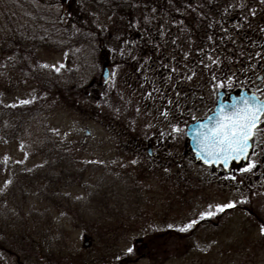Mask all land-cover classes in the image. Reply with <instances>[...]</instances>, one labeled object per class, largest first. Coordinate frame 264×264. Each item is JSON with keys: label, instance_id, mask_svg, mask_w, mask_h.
I'll return each mask as SVG.
<instances>
[{"label": "rangeland", "instance_id": "1", "mask_svg": "<svg viewBox=\"0 0 264 264\" xmlns=\"http://www.w3.org/2000/svg\"><path fill=\"white\" fill-rule=\"evenodd\" d=\"M23 1L40 9L44 2H53ZM210 2L215 3L216 10L228 5V0ZM258 3L260 0H250L247 9L261 20L264 4ZM231 8L236 9L235 4ZM55 9L59 11L57 6ZM134 11L143 20L146 12H152L141 6ZM242 11L238 10V15L247 17L249 12L243 15ZM151 15L149 23L158 24L160 18ZM139 18L133 19L139 22ZM90 20L85 23L103 28L104 21L96 13ZM56 49L38 47L22 60L11 59L10 68H0V225L8 237L6 244L11 238H24V234L29 240L39 238L45 254L40 264H119L124 256L127 262L123 264H264V236L259 231L264 225L263 191H258V199L250 203L198 218L209 204L239 200L248 197L249 190L264 186L260 182L263 178L255 179L261 168L240 172L245 164L231 169L232 175L235 171L242 175L241 181L225 179L229 174L222 175L216 167L195 161L187 150L185 127L192 116L200 118L213 107L214 90L209 89L206 99H198L204 91L197 92L194 99H185L180 93L169 95L164 84L152 94L154 86L150 92L146 87L151 76L148 81L145 70L140 72L147 61L139 54L135 62L143 79L132 87L124 81L132 62L113 61L120 48L108 34L106 41H86L70 48L69 56L82 57L84 68H75L65 51ZM111 62L114 67H110ZM45 63L84 72L87 84L72 90L46 83L37 77L39 73L51 76L56 72L40 67ZM105 66L106 79L102 77ZM147 69L153 76L154 68ZM168 71L161 77L165 78ZM20 100L31 103L20 104ZM10 111L18 120L16 124L27 123L21 127L27 128V132L21 131L25 135L22 142L7 137L13 127L7 116ZM164 111L169 113L167 117L161 115ZM172 123L184 129L178 138L171 134ZM52 138L60 145L57 159L41 149ZM147 139L161 148L159 159L148 156L147 149L153 145H146ZM134 159L136 164L131 163ZM166 168L169 171L165 172ZM25 169L36 174L32 176L35 179L47 172L55 182L48 187L37 182L32 188L26 187L21 182ZM6 180L11 183L5 185ZM246 204L253 210L247 211ZM193 219L197 223L191 229L179 231ZM138 238L145 245L137 250ZM127 247L133 252L126 253ZM146 250H150L149 256L138 257ZM28 251L13 253L26 263L27 258H35L30 247Z\"/></svg>", "mask_w": 264, "mask_h": 264}, {"label": "trees", "instance_id": "2", "mask_svg": "<svg viewBox=\"0 0 264 264\" xmlns=\"http://www.w3.org/2000/svg\"><path fill=\"white\" fill-rule=\"evenodd\" d=\"M52 1L48 2V5L44 2L40 9L35 4H26L23 0H0V68L6 66L10 68L13 62L11 59L22 60L28 51L35 53L38 47L42 46H48L52 50L62 49L75 68H84L86 65H83L82 57L75 59L72 55L69 56L70 48L74 44H86V41H106L108 34L112 42L120 48V52L116 51L113 61L132 62L131 68L125 70L124 81L127 84L135 87L134 85L143 79L139 73L145 70L146 80L149 81L150 76L152 78L146 87L149 92L150 86L155 88L152 94L159 92L165 84L172 97L180 93L181 97L194 99L197 92L204 91L206 99L209 89L216 88L217 81L223 82L224 88H232L229 86L231 81H228V77L232 76L234 66L235 68L247 66L248 42L252 38L250 33L259 32V25L264 24V19L260 20L259 16L251 15V9L248 11L250 0H228V5L222 10H216L215 3L210 0H55V3ZM234 4L236 9L229 7ZM55 6L59 11H56ZM139 6L142 10L152 11V15L155 13L160 18L158 24L149 23L150 12H146V20H143L141 15L136 16L134 10L139 9ZM83 8L85 12L82 11ZM238 10H243V15L246 12L249 14L242 17V14L238 15ZM259 10L255 12L260 13ZM95 13L104 21L102 29L85 23V20L91 22L90 19ZM137 17H140L139 22L133 19ZM201 26L205 29L202 30ZM201 49L203 51H200ZM185 52L189 54L187 57L184 56ZM137 54L147 61V66L140 68V72L135 62ZM209 57L218 60V63L213 64ZM229 58L232 60H227ZM171 65L173 68H168ZM114 66L111 62L110 67ZM147 68H154L153 76L148 73ZM157 69L162 71L156 72ZM168 69L167 76L161 77ZM74 70L61 68L60 72L55 71L56 74L53 73L51 76L39 73L37 77L65 89L81 90L87 84L83 80L85 73ZM188 76H192V79H187ZM213 76L217 79L213 80ZM156 102L160 101L157 99ZM7 116L13 124L7 137L11 141H24L25 135H22L21 131L27 132V128L23 130L21 127L27 123L22 126L16 124L18 120L12 111ZM50 141L43 144L41 149L44 148V151L53 154L57 159L61 156L60 145L54 143L56 140L53 138ZM46 173L35 179L32 176L36 174L33 175L31 170L25 169L21 171L23 180L21 182L29 188L33 187L34 182L42 187L51 186L55 180ZM233 175L241 181L242 175L236 171ZM247 198L249 202V196ZM2 228L0 225V240L8 239L3 235L5 231ZM24 236V238L21 236L20 241H13L11 238L12 247L14 248L16 242L28 241L31 243L30 246L27 245L31 248L30 254H38L39 246L32 242L40 239L32 240L31 237L29 240L28 234ZM154 239L159 242L155 236ZM42 255L45 256L44 248Z\"/></svg>", "mask_w": 264, "mask_h": 264}, {"label": "snow or ice", "instance_id": "3", "mask_svg": "<svg viewBox=\"0 0 264 264\" xmlns=\"http://www.w3.org/2000/svg\"><path fill=\"white\" fill-rule=\"evenodd\" d=\"M260 2L264 4V0H260ZM252 14L254 15L255 13ZM261 31H264V29H261ZM200 51H203V49ZM188 55L187 52L184 53L185 57ZM256 55L260 56L261 53L258 52ZM209 59L212 60V57H209ZM212 63L216 64L218 60H212ZM40 67L52 68L54 71L60 72L63 64L56 66L45 63L41 64ZM205 67H208V65H205ZM173 71H176V69H173ZM187 79L191 80L192 76H188ZM212 79L216 80L217 78L213 76ZM256 79L259 81L264 79V77L258 76ZM232 80L233 77L229 76L228 81L230 82ZM215 87H223V82L217 81ZM19 103L28 104L31 101L20 100ZM15 106V104L12 105V107ZM179 107L177 105V108ZM212 111V115L207 116L206 119L199 122L192 129L197 158L203 165H221L224 169H229L230 161L247 159L246 165L240 168L239 171L244 173L251 172L259 163V159L253 158H264V88L257 87L250 93L241 92L238 96L231 98V103L221 102ZM161 115L167 117L169 113L164 111ZM191 118L194 121L200 119L196 116H192ZM170 129L171 134L175 138H178L184 133V129L178 123H172ZM164 135L165 133H161V136ZM256 148L260 149L259 153L255 150ZM4 159L7 162L8 157L6 156ZM22 162L17 161V163ZM99 163H103V161H99ZM131 163L136 164L137 161L134 159ZM167 171L169 169L166 168L165 172ZM225 179L236 180V176L229 173ZM9 183H11L10 180L5 181V185ZM247 199V197H242L239 200H229L226 203L209 204L205 210L199 212L198 218L213 217L218 213H223L226 209L235 208L238 204L246 203ZM196 223L197 219L190 220L182 227H179V231H187ZM168 227L171 228L173 225H168ZM259 231L264 236V225H261ZM125 252L130 254L133 252V248L127 247ZM116 259L120 260L121 257L117 256Z\"/></svg>", "mask_w": 264, "mask_h": 264}, {"label": "flooded vegetation", "instance_id": "4", "mask_svg": "<svg viewBox=\"0 0 264 264\" xmlns=\"http://www.w3.org/2000/svg\"><path fill=\"white\" fill-rule=\"evenodd\" d=\"M260 31L259 32H254V33H250V37H252L249 42H248V64L245 68V72H246V87L247 89H249L250 91H254L255 88L260 87V88H264V79L261 80H257L256 78L258 76L260 77H264V31H261V29H264V24L259 25ZM261 53L260 56H257L256 53ZM156 143V145H155ZM153 145L151 147H148L147 149V153L148 156H153V157H157L159 159L160 156V152H161V148L159 146H157V142H154L152 139H149L146 141V145L150 146ZM155 145V146H154ZM258 153L260 152L259 148L255 149ZM156 159V158H155ZM253 159H259V163L257 165V167H255V169H259L261 168L262 172L261 174L256 173L255 174V179L259 181L260 178L264 179V158L262 157H257V158H253ZM247 163V161H246ZM242 164L239 162V165ZM236 166L233 165V167ZM220 174L221 171L219 170ZM262 183H264V180L260 181ZM251 183V182H250ZM28 241H21V242H16L14 245V248L12 247V241H9V244H6L5 240H0V264H40L42 257H43V246L41 242L38 241H33L32 244H37L39 246L38 248V254L36 255H31V256H35V258H27L26 261L24 260L23 263L21 262L22 257L19 255H15L13 252L14 250H19L27 253L28 251ZM31 244V243H30ZM142 244H144L142 242ZM10 249H8V248ZM140 249V248H138ZM36 252V251H35ZM149 256L150 255V250H146L144 253H140V256ZM15 256V262H13V257ZM154 258L156 257L155 255L153 256ZM121 262V261H120ZM119 262V263H120ZM121 264H123L121 262Z\"/></svg>", "mask_w": 264, "mask_h": 264}, {"label": "water", "instance_id": "5", "mask_svg": "<svg viewBox=\"0 0 264 264\" xmlns=\"http://www.w3.org/2000/svg\"><path fill=\"white\" fill-rule=\"evenodd\" d=\"M108 72H107V69L104 70V74H103V77L106 78ZM241 92H248L247 90H244V89H241L238 93H229L227 96H225V93L222 91V90H218L216 92V101H215V105H214V108L221 102H226V103H231V98L233 96H238ZM213 108V109H214ZM213 114V111H211L210 113H208L205 117L199 119V120H196V121H193L191 123H189L186 127V131H185V135H186V139H187V145L189 146L190 150L192 151L193 153V156H194V159L196 160H199L196 156V152H195V141L193 139V132H192V129L201 121H203L204 119H206L207 116L209 115H212ZM86 133H88V131L86 130L85 131ZM242 161H244L245 159H241ZM240 161V160H239ZM232 162V161H230ZM235 162H238V161H235ZM216 166H220L222 167L221 165H213V167H216ZM223 168V167H222ZM224 169V168H223ZM227 170V169H225Z\"/></svg>", "mask_w": 264, "mask_h": 264}]
</instances>
